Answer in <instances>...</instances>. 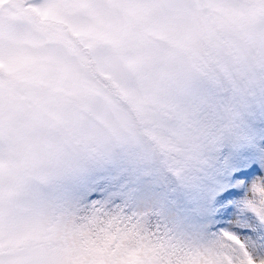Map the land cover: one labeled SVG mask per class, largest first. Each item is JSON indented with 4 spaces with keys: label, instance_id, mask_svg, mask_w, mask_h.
Listing matches in <instances>:
<instances>
[{
    "label": "snow or ice",
    "instance_id": "obj_1",
    "mask_svg": "<svg viewBox=\"0 0 264 264\" xmlns=\"http://www.w3.org/2000/svg\"><path fill=\"white\" fill-rule=\"evenodd\" d=\"M257 120L264 0H0V264H256L251 228L210 221L235 210L264 234ZM226 146L246 149L231 163L247 171H213ZM110 174H163L175 203L149 212L90 196ZM225 181L241 187L220 192Z\"/></svg>",
    "mask_w": 264,
    "mask_h": 264
},
{
    "label": "rangeland",
    "instance_id": "obj_2",
    "mask_svg": "<svg viewBox=\"0 0 264 264\" xmlns=\"http://www.w3.org/2000/svg\"><path fill=\"white\" fill-rule=\"evenodd\" d=\"M122 106L125 108L130 107L128 102H122ZM257 131H264V121L257 120L255 122ZM105 148L103 142H100L92 147L94 152H102ZM245 148L232 149L231 147L226 146L225 150L217 153L212 157L210 167L213 171L217 172L220 175H227L231 177L235 172L238 171H247L251 166V162L243 165L242 167H236L231 163L233 152L245 151ZM70 163L73 167H79L87 169L91 166H94L98 163L97 159H92L88 156H73L70 160ZM259 163V161H257ZM264 169V165H260ZM106 171V170H98ZM108 182L104 183L103 186H99L102 181L106 179L104 175L98 176L96 179L91 180L94 187H91L89 190V195L95 194L96 196L102 197L105 201H119L121 203H126L134 208H137L142 211H160L164 208L165 201L175 203L171 193L174 191L172 188V181L164 176L163 174L158 175L150 183H138L135 178L129 175V177L120 180L119 183L116 181L119 180L118 174H110L108 177ZM243 179V178H242ZM241 187L238 181H234L231 184H228L226 181L224 187L220 189V192L226 191L230 188H236L239 190ZM237 200L239 198H236ZM235 201L230 200L226 201L222 206H218L216 209H213L212 214L215 215L221 208H228L230 204H233ZM167 211L171 216H178L179 209L168 208ZM231 219H220L212 220V224H226V222L221 223V221L227 220V225L234 228H251L254 223L248 219H241L237 211H233Z\"/></svg>",
    "mask_w": 264,
    "mask_h": 264
},
{
    "label": "clouds",
    "instance_id": "obj_3",
    "mask_svg": "<svg viewBox=\"0 0 264 264\" xmlns=\"http://www.w3.org/2000/svg\"><path fill=\"white\" fill-rule=\"evenodd\" d=\"M3 6L5 8L8 7L7 3H5ZM99 51L102 52L103 54H106V55H111L112 54L111 48L109 46H107V45H104V44L99 45ZM158 74H159L158 68H154L148 73V75L151 78H156L158 76ZM132 86L133 87H138V85L135 82H133ZM188 130L194 132V128L191 125H189ZM143 147L145 149H149V150L152 147L151 142L147 138H143ZM255 199L258 201L259 197H256ZM214 243L215 242H213V244ZM221 243H223V241H221ZM258 243H259L258 241L257 242L248 241L249 248L251 250V253L253 255V258H254L256 264H264V252L257 251ZM129 244H130V246H132V245H134V242L130 241ZM211 259H212L211 257L202 258L200 260L199 264H209Z\"/></svg>",
    "mask_w": 264,
    "mask_h": 264
},
{
    "label": "trees",
    "instance_id": "obj_4",
    "mask_svg": "<svg viewBox=\"0 0 264 264\" xmlns=\"http://www.w3.org/2000/svg\"><path fill=\"white\" fill-rule=\"evenodd\" d=\"M264 165V164H263ZM102 198V197H100ZM103 199V198H102ZM233 214V212L230 214V216ZM229 220V219H227ZM227 220L225 221H221V223H224L226 222V225H227ZM244 227H241L239 229H243ZM237 228H234L233 230H236ZM252 231L256 233V236L253 237L251 236V233H248V234H245V239L249 240V241H252V242H259L258 245H257V250L260 251V252H264V243L261 242V236L264 235L262 234L258 228H257V225H253L251 227Z\"/></svg>",
    "mask_w": 264,
    "mask_h": 264
}]
</instances>
